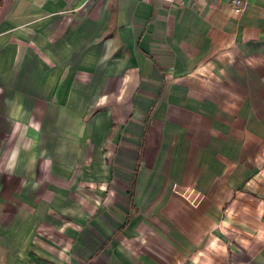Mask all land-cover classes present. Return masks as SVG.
Wrapping results in <instances>:
<instances>
[{
  "label": "crops",
  "instance_id": "0c3cea01",
  "mask_svg": "<svg viewBox=\"0 0 264 264\" xmlns=\"http://www.w3.org/2000/svg\"><path fill=\"white\" fill-rule=\"evenodd\" d=\"M0 0V264H264V0Z\"/></svg>",
  "mask_w": 264,
  "mask_h": 264
},
{
  "label": "built area",
  "instance_id": "2783aa9c",
  "mask_svg": "<svg viewBox=\"0 0 264 264\" xmlns=\"http://www.w3.org/2000/svg\"><path fill=\"white\" fill-rule=\"evenodd\" d=\"M210 3H227L232 12L236 15H241L247 5L246 0H206Z\"/></svg>",
  "mask_w": 264,
  "mask_h": 264
}]
</instances>
